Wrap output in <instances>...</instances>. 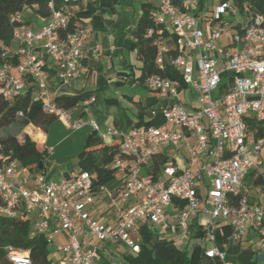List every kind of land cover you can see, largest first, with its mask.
<instances>
[{
  "label": "built area",
  "instance_id": "1",
  "mask_svg": "<svg viewBox=\"0 0 264 264\" xmlns=\"http://www.w3.org/2000/svg\"><path fill=\"white\" fill-rule=\"evenodd\" d=\"M80 1L48 0L50 16L43 19L37 32L24 21V13L36 6L11 16V21L19 24L13 33L16 49L0 45V98L8 101L33 85V100L40 101L45 115L74 131L89 128L101 142L117 140L118 154L108 165L122 175L120 186L110 192L117 199L115 225L101 224L90 214L98 193L105 189L93 190L94 175L79 170L53 181L43 172L29 174L17 160L6 161L2 157L0 218L30 219L33 234L43 236L50 248L56 235H62L64 243L57 250L56 264H93L97 248L91 240L123 243L129 254L138 253L141 239L134 240L132 235L144 224L165 228V209L170 206L177 211L178 236L187 238L199 231L202 243L210 245L204 253L208 258L216 257L222 264H238L225 261V244L219 245L215 236L218 224L229 227L231 236L237 239L249 230L255 231L264 252V211L240 196L243 179L254 167L251 154L260 155L264 150L262 18L246 5L238 7L233 0H216L210 5L209 0H152L153 27L145 37H155V64L160 70L167 64L178 71L183 83L198 92L197 105L188 109L181 102L178 81L151 75L144 85L166 102L161 111L163 124L101 131L93 119L73 120L68 111L56 106L47 87L44 64L32 54L35 43L42 42L57 79L68 83L76 76L88 29L79 25L68 31L69 15L65 9ZM223 36L227 39L222 46L218 41ZM168 51L177 54L169 55ZM12 54L19 59L15 66L7 62ZM222 83L223 93L213 98L212 93ZM94 102L95 98L90 97L81 106ZM21 116V112L17 113V117ZM248 121L254 126L252 130ZM259 130L262 136H256ZM188 136L195 139L194 146ZM16 138L23 140L20 134ZM180 144L187 150V168L166 166L154 178L142 173L148 160L163 147L176 148ZM209 147L211 159L192 170L191 164ZM47 151L51 153L52 149ZM257 176L264 192V172L258 170ZM201 177L209 185L205 198L198 186ZM198 214L209 218L199 230L191 224ZM1 250L9 264H33L28 251L12 246Z\"/></svg>",
  "mask_w": 264,
  "mask_h": 264
},
{
  "label": "crops",
  "instance_id": "2",
  "mask_svg": "<svg viewBox=\"0 0 264 264\" xmlns=\"http://www.w3.org/2000/svg\"><path fill=\"white\" fill-rule=\"evenodd\" d=\"M145 4L152 5L150 10L152 13L154 10L152 0H97L94 3L88 0H81L76 5L66 7L65 12L69 16H73L78 25L88 29L77 74L68 83H63L57 79L56 69L51 60L45 55L42 42H36L32 49V54L44 64L47 87L53 99L59 94H83L84 100L90 97L95 98L94 103L87 107L81 106V109L85 113L84 119H93L101 131H105L108 128L125 131L135 127L140 114L143 117V121H145L148 117L154 116L155 113H161L166 106V102L161 96L148 90L144 83L140 84L138 82L142 65L137 59L135 51L129 49L130 44L134 41L133 34ZM25 13L29 14V18L25 16ZM25 13V24L30 30L37 32L45 20L38 18L32 11H26ZM11 49H16L15 42H13ZM124 89L127 93L123 91ZM197 95L198 92L195 89H190L186 86V88H182L181 102L188 109H195ZM37 107H40V101L33 100L31 112ZM59 122L64 130L69 129L61 121ZM23 132L46 150L44 173L47 178L51 179V175L46 172L47 159L48 156L54 153L56 143H60V141H55L51 138V130L47 131L45 128L41 129L32 124L28 125ZM75 132L77 133L75 139L77 138L79 143H86L91 135H94L89 128H83ZM75 132L73 133L75 134ZM188 142L193 146L195 145L193 137L188 136ZM102 143L118 142L116 139L110 138ZM49 149H52L51 153L47 151ZM209 151L210 147L191 164L190 168L196 170L201 164L208 162L211 159ZM260 156L251 154L254 167L243 179L240 196L244 197L249 204L259 205L264 211V192L257 176V171L261 170L260 167L264 163ZM158 158L165 159V163L159 166L154 176H157L161 169L166 166H173L178 170L187 168V150L184 144H180L176 148L172 146L163 147L157 155L148 160L142 169V173L150 176L151 165ZM115 174L118 180L122 179L120 173ZM65 175L67 173L63 174V176ZM246 177L249 178L248 184L244 183ZM198 186L200 194L205 198L206 188L209 186L208 181L201 177L198 181ZM110 192L111 190L105 188L98 193L96 203L90 209V214L99 223L114 226L116 222L115 202L117 199L115 194L110 196ZM176 215V208L170 206L165 209V228L162 226H150L149 224L144 225L151 231L157 232L160 238L172 240L176 245L184 249L188 255L189 251L192 253L194 247H199L203 255L202 264H222L216 257L208 258L205 256L204 253L210 249V245L203 244L200 238L196 236L197 234L187 238L178 236L175 230ZM208 220L207 215L198 214L192 218L191 224L197 229ZM220 226L223 225L218 224L217 228ZM139 229L133 235L141 239ZM63 243V236L60 234L56 235L54 246L51 248L52 257L55 261L58 258L57 250ZM91 244L97 248V258L93 264H125L122 261L123 255L115 253L117 245L101 244L94 240H91ZM224 244L225 261L238 264H264V252L259 246L258 236L255 231L249 230L243 237L237 239L231 236L230 230V234Z\"/></svg>",
  "mask_w": 264,
  "mask_h": 264
},
{
  "label": "trees",
  "instance_id": "3",
  "mask_svg": "<svg viewBox=\"0 0 264 264\" xmlns=\"http://www.w3.org/2000/svg\"><path fill=\"white\" fill-rule=\"evenodd\" d=\"M238 7L246 5L251 12L262 18L264 25V0H233ZM48 0H0V45L7 48L13 46V33L19 25L11 21V16L21 13L25 8H36L31 11L42 19H47L50 13L47 9ZM151 4L143 5L142 15L138 20L136 30L133 34L134 41L130 44V50L135 51L137 59L141 62V72L138 78L140 84L151 75H159L180 83L181 88H186L181 75L172 67L165 65L160 70L156 64L157 48L154 45V38H146L145 34L149 28L153 27L151 22ZM76 19L69 16L68 31L77 28ZM166 35V34H165ZM169 55L175 56L176 51H168ZM18 57L14 54L7 58L11 66L18 63ZM3 63L0 52V65ZM33 85L27 86L24 93L10 100L0 98V157L3 160H17L19 164L27 170L29 174L44 173L45 153L40 145L35 143L23 132L30 124L41 129L48 126L54 120L53 117L45 115L40 107L35 108L32 112ZM83 94L67 95L59 94L53 99L56 106L68 111L73 120L85 118V113L81 109V103L84 101ZM21 112L22 116L17 117ZM135 126H161L163 119L161 113L157 112L154 116L148 117L143 121L140 114ZM249 130L253 129V124L247 122ZM22 135L23 140L19 142L17 135ZM262 130H259L256 136H262ZM118 154V144H104L97 140L94 135L87 140L83 149L77 155L79 170L87 171L94 175L93 190L99 191L106 188L111 191L116 190L122 179L118 180L115 171L108 168L113 158ZM165 163V159H155L151 165L150 176L154 178L159 166ZM183 203L180 204L183 207ZM199 230V228H197ZM141 242L139 243L138 253L132 255L126 253L122 256L125 264H202V251L199 247H194L190 255L176 245L172 240L160 238L157 232L151 231L146 225L139 229ZM200 237L201 233H196ZM230 234V229L223 225L215 229V236L219 245L226 242ZM4 246H12L21 251H28L33 264H56L52 257V251L46 239L41 235H35L32 232V221L28 220H8L0 218V264H9L1 250ZM111 264V263H104Z\"/></svg>",
  "mask_w": 264,
  "mask_h": 264
},
{
  "label": "rangeland",
  "instance_id": "4",
  "mask_svg": "<svg viewBox=\"0 0 264 264\" xmlns=\"http://www.w3.org/2000/svg\"><path fill=\"white\" fill-rule=\"evenodd\" d=\"M216 0H209V5L213 4ZM25 16H29L28 13H25ZM29 18V17H28ZM227 39V36H223L219 39L218 44L224 45L225 41ZM227 81L225 80L224 83ZM220 86V89L217 92L212 93L213 98H218L223 93V85ZM126 91L125 89L123 90ZM127 93V91H126ZM182 100V96H181ZM45 129L51 130V138H53L55 141H60V143H56L55 151L52 153V155L48 156V164L46 168V172L51 175L50 178L53 181H57L61 176H63L64 173L67 174H73L79 171L78 161H77V155L81 150L83 149L85 143H79V140L75 137L77 133L74 130L68 129L64 130L63 126H61L60 122L58 120H54L52 123H50L48 126L45 127ZM75 132V134L73 133ZM260 157L264 161V150L260 153ZM46 159V157H45ZM261 171L264 172V163L260 167ZM245 184L249 183V178L246 177L244 180ZM132 238L134 240H139L136 235H132ZM115 253H118L119 255H124L127 252V248L123 243L117 244L115 248ZM189 251V255H190Z\"/></svg>",
  "mask_w": 264,
  "mask_h": 264
}]
</instances>
